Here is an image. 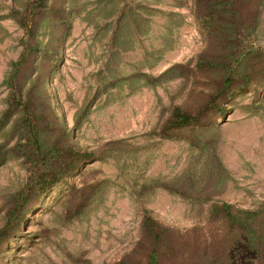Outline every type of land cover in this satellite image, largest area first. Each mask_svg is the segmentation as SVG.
Wrapping results in <instances>:
<instances>
[{
    "label": "rangeland",
    "instance_id": "1",
    "mask_svg": "<svg viewBox=\"0 0 264 264\" xmlns=\"http://www.w3.org/2000/svg\"><path fill=\"white\" fill-rule=\"evenodd\" d=\"M29 1L0 0V115L12 62L33 44L20 80L40 139L95 155L33 199L0 238V264H113L146 214L184 232L192 250L204 235L219 239L213 204L264 202V0H233L222 19L206 0H45L23 26ZM238 52L216 108L163 136L173 106H204L226 74L219 62ZM174 63L177 74L148 81ZM20 115L0 128V226L28 175Z\"/></svg>",
    "mask_w": 264,
    "mask_h": 264
},
{
    "label": "trees",
    "instance_id": "2",
    "mask_svg": "<svg viewBox=\"0 0 264 264\" xmlns=\"http://www.w3.org/2000/svg\"><path fill=\"white\" fill-rule=\"evenodd\" d=\"M204 0H196L197 4ZM211 5L210 12H219V18L232 16L235 13L233 0H206ZM46 7L45 0H30L23 11H19V23L28 26L34 22L35 14ZM229 12V15L227 14ZM210 14V13H209ZM230 18L229 20H231ZM33 44L26 43L12 62L11 71L5 79L9 86L6 107L0 115V128L8 123L11 117L21 110L17 117L21 124L15 147L28 162V175L23 186L15 193L13 204L6 212L5 222L0 226V238L14 232L17 225L30 210V203L37 199L55 183L65 177L77 167L82 160L91 158L93 151L80 150L73 145H62L58 141L44 144L40 139L41 128L39 116L26 97H23V84L20 80L21 68L28 61L31 50L36 49ZM239 52L235 53L233 61L221 63L201 58L202 65L223 66L226 74L221 78V84L215 89L207 103L191 111L180 105H174L169 116L161 127V134L169 136L171 130L199 121L203 114L216 108L217 96H220L235 81L234 70L240 62ZM180 64L174 63L161 71L158 75H146L151 83L161 78L172 77L177 74ZM216 97V98H214ZM1 160V159H0ZM165 185V184H164ZM166 186V185H165ZM168 188L171 189L168 185ZM211 213L218 216L221 223L214 227L211 235H219V239H209L202 236L191 246L192 250H185L179 232L161 223L150 214L144 215L141 221L140 234L135 244L113 264H264V202L253 208H240L229 202L213 204ZM179 232V233H178ZM199 235V234H198ZM218 238V237H215Z\"/></svg>",
    "mask_w": 264,
    "mask_h": 264
}]
</instances>
